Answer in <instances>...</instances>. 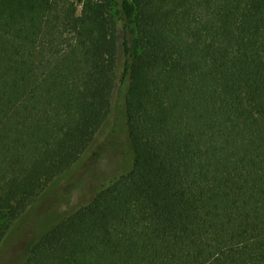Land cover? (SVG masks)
Instances as JSON below:
<instances>
[{"label":"trees","instance_id":"1","mask_svg":"<svg viewBox=\"0 0 264 264\" xmlns=\"http://www.w3.org/2000/svg\"><path fill=\"white\" fill-rule=\"evenodd\" d=\"M110 119L129 169L45 209ZM0 264H264V0H0Z\"/></svg>","mask_w":264,"mask_h":264},{"label":"rangeland","instance_id":"2","mask_svg":"<svg viewBox=\"0 0 264 264\" xmlns=\"http://www.w3.org/2000/svg\"><path fill=\"white\" fill-rule=\"evenodd\" d=\"M112 125V119L103 124L80 160L57 179L54 195L43 203L45 209L55 207L60 212L85 204L95 191L129 169L131 155L126 131L120 127L112 133Z\"/></svg>","mask_w":264,"mask_h":264}]
</instances>
